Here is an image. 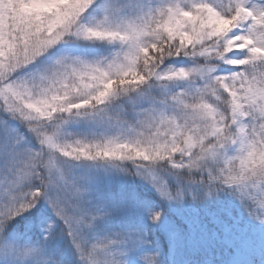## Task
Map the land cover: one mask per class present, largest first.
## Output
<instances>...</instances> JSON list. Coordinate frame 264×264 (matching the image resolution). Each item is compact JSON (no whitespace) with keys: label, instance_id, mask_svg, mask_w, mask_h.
<instances>
[{"label":"snow or ice","instance_id":"6c2138e0","mask_svg":"<svg viewBox=\"0 0 264 264\" xmlns=\"http://www.w3.org/2000/svg\"><path fill=\"white\" fill-rule=\"evenodd\" d=\"M0 264H264V0H0Z\"/></svg>","mask_w":264,"mask_h":264}]
</instances>
